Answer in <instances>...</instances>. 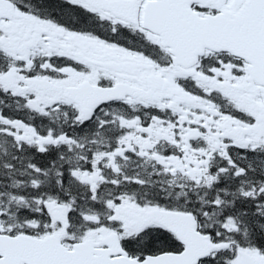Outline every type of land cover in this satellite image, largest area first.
Masks as SVG:
<instances>
[{
	"label": "snow or ice",
	"instance_id": "snow-or-ice-1",
	"mask_svg": "<svg viewBox=\"0 0 264 264\" xmlns=\"http://www.w3.org/2000/svg\"><path fill=\"white\" fill-rule=\"evenodd\" d=\"M0 264H264V0H0Z\"/></svg>",
	"mask_w": 264,
	"mask_h": 264
}]
</instances>
